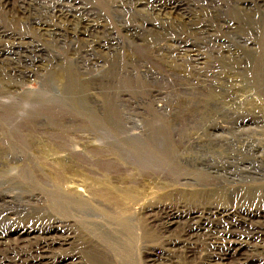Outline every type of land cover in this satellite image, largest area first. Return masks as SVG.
Masks as SVG:
<instances>
[{"label": "rangeland", "instance_id": "rangeland-1", "mask_svg": "<svg viewBox=\"0 0 264 264\" xmlns=\"http://www.w3.org/2000/svg\"><path fill=\"white\" fill-rule=\"evenodd\" d=\"M175 1L185 5V14H182L184 10L173 13L169 9L157 14V9L152 8L154 2L159 5ZM262 1L25 0L19 13L20 5L4 8V0H0V11H3L0 12V29L18 35L16 39L8 36L0 39V53L4 55V61H0V134L13 130L14 133H39L54 144L59 143V136L68 135L70 147L80 151L99 149L96 153L103 161L131 167L141 164L139 157L151 156L140 154L136 149L151 150L152 136L144 141L131 140L119 127L106 126L104 121L108 117L167 114L264 118ZM140 3L148 8H141ZM61 7L69 9L67 19L54 16ZM130 8L143 9L146 13L139 14L140 11ZM88 25L94 26L92 34L86 30ZM186 48L198 50L200 56H194ZM4 103L10 105L9 109L2 106ZM6 111L12 121L4 118ZM88 136H92V140L87 139ZM2 148L19 154L17 146L2 145ZM116 150L119 154H115ZM77 154L74 151L70 158L85 174L89 155L83 152L86 158H79ZM63 157L66 155L62 154ZM3 158L7 159V166L17 161L12 154L0 160ZM17 168L8 166L3 170L18 180ZM10 177L5 181L11 183ZM0 180L3 179L0 177ZM156 183L164 184L162 180ZM165 186L156 192L184 189L167 183ZM210 189L212 186L205 188ZM17 193L9 184L0 185V208L6 211V215H0V237H4L1 251L20 243V227L41 231L51 227L43 221L34 224L31 209L7 210L8 200L3 201L1 197L10 199ZM34 193L40 198L39 191ZM41 199L47 207L51 204L44 196ZM189 205L194 210V205L204 204L189 202ZM239 206L236 203L231 210L238 212ZM198 210L203 216L209 212L204 208ZM220 214L216 213L213 219L220 218ZM237 216H225L223 220L231 222ZM185 220L170 227L165 236L172 238L181 233L188 225ZM245 222L244 226L232 228L235 235L246 234L259 220L247 217ZM72 225L68 221L62 227L71 230ZM76 230L73 229L75 235ZM43 238L44 235L37 234L36 240L20 245ZM172 241L163 244V248H154V254L162 253L164 258L175 259L171 264H201V257L213 252L212 245L201 239L188 245L192 249L186 256L184 241ZM251 246H228L236 252L227 263L259 264L264 260V246L261 249ZM54 253L57 257L61 255L59 264H89L73 241L66 245L55 244ZM241 256L242 259L237 260ZM140 259L143 263L142 256Z\"/></svg>", "mask_w": 264, "mask_h": 264}, {"label": "bare ground", "instance_id": "bare-ground-1", "mask_svg": "<svg viewBox=\"0 0 264 264\" xmlns=\"http://www.w3.org/2000/svg\"><path fill=\"white\" fill-rule=\"evenodd\" d=\"M157 2L152 6L157 9V14L168 9L173 13L184 10L182 14H185L186 7L180 1L159 5ZM24 3L25 0L23 3L4 0L3 7L20 5V13ZM139 5L148 8L145 4ZM130 9L140 11L139 14L146 13L143 9ZM68 11L61 7L54 16L67 19ZM15 20L19 18L15 17ZM15 20H12L13 24ZM93 27L88 25L86 30L92 34ZM7 36L18 37L0 29V39ZM186 51L200 56L196 49ZM2 56L0 53V61H4ZM2 106L10 107L5 103ZM5 114L4 118L12 121L7 111ZM156 115L159 116L108 117L104 121L108 127H119L134 141H144L152 136L151 150L136 149L140 154L151 156L148 159L139 157L141 164L131 167L103 161L97 156L99 149L80 151L70 147L68 135L59 136V143L54 144L39 133H14L13 129L1 133L0 158L15 155L17 161L8 166H18L19 170V179L11 178L3 170L8 167L7 159L0 160V177L3 179L0 185L9 184L18 191L13 198L1 197L3 201L8 200L7 210L31 209L34 224L43 221L51 227L41 231L19 226L21 244L36 240L37 234L44 238L24 246L20 243L13 248L8 246L4 251L0 249V264H59L61 255L57 257L54 253V245H66L70 241L84 252L89 264H171L176 262L175 259L164 258L162 253L154 254V248H163V244L173 243L172 240L184 241L186 256L191 253L192 248L188 245L192 241L207 240L213 252L204 254L201 264H228L236 252L228 246L252 245L261 249L264 246V118ZM2 145L17 146L19 154L2 148ZM74 151L78 152L79 158H86L82 156L83 152L89 155L85 174L70 158ZM62 154L66 157L62 158ZM128 159L132 160L131 157ZM7 176L12 184L5 181ZM161 180L164 184L158 185L156 182ZM166 183L184 189L156 192L166 188ZM227 185L231 188H225ZM207 186L212 189L206 191ZM34 191L40 192V198L35 197ZM42 196L51 201L48 207ZM189 202L204 205H194L192 210ZM236 203L241 209L233 212L231 208ZM199 208L209 212L203 216ZM216 213H221L218 221L213 219L217 217ZM1 214L6 215V211L0 208ZM237 214L239 216L231 222L223 220L225 216ZM247 217L259 222L245 229L246 234L235 235L232 228L244 226ZM183 219L188 222L185 229L175 237L167 238L166 231L182 223ZM68 221L73 223L71 230L62 227ZM75 228L77 235L73 231ZM2 240L4 237H0V247L4 246ZM259 264H264V260Z\"/></svg>", "mask_w": 264, "mask_h": 264}]
</instances>
